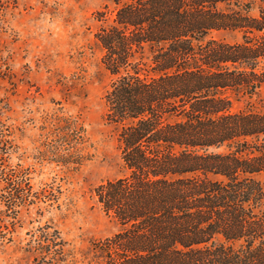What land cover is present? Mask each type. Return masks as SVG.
<instances>
[{
  "label": "trees",
  "instance_id": "1",
  "mask_svg": "<svg viewBox=\"0 0 264 264\" xmlns=\"http://www.w3.org/2000/svg\"><path fill=\"white\" fill-rule=\"evenodd\" d=\"M112 1L94 37L110 75L103 118L126 171L91 189L118 224L93 242L96 264H264V109L231 108V94L264 85V0ZM221 29L240 39L210 35ZM65 128L82 142L78 118ZM10 132L0 119V136ZM21 167L0 163L12 210L37 198ZM49 228L38 246L58 257L64 241Z\"/></svg>",
  "mask_w": 264,
  "mask_h": 264
},
{
  "label": "rangeland",
  "instance_id": "2",
  "mask_svg": "<svg viewBox=\"0 0 264 264\" xmlns=\"http://www.w3.org/2000/svg\"><path fill=\"white\" fill-rule=\"evenodd\" d=\"M113 7L112 0H0V119L11 131L0 136L9 141L0 143V163L27 168L37 197L16 210L0 202V264H96L93 242L118 228L91 191L126 171L115 125L103 118L110 75L94 37ZM210 35L240 39L229 29ZM231 97L232 110L264 109V85L251 97ZM70 118L84 129L76 145L62 136ZM256 177L264 183L263 172ZM46 225L64 241L58 257L38 246Z\"/></svg>",
  "mask_w": 264,
  "mask_h": 264
}]
</instances>
